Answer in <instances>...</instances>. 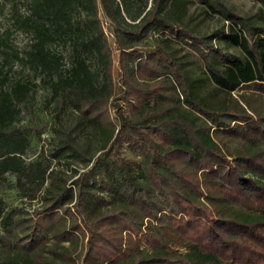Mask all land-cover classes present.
I'll list each match as a JSON object with an SVG mask.
<instances>
[{"label": "trees", "instance_id": "obj_1", "mask_svg": "<svg viewBox=\"0 0 264 264\" xmlns=\"http://www.w3.org/2000/svg\"><path fill=\"white\" fill-rule=\"evenodd\" d=\"M256 1L258 13L246 16L227 0H0V264L70 260L51 240L81 243L83 264H264V0ZM195 5L228 25L197 33ZM207 82L215 87L205 94ZM241 89L242 102L233 95ZM40 90L60 141L31 157L23 120ZM214 132L245 150L227 154ZM124 140H140L144 160L117 171L109 157ZM64 161L84 170L58 169ZM13 190L41 212L15 220L3 197Z\"/></svg>", "mask_w": 264, "mask_h": 264}, {"label": "rangeland", "instance_id": "obj_2", "mask_svg": "<svg viewBox=\"0 0 264 264\" xmlns=\"http://www.w3.org/2000/svg\"><path fill=\"white\" fill-rule=\"evenodd\" d=\"M231 7L236 10L237 13L246 16H252L258 13L260 9V4L256 0H227ZM192 15V26L199 34H210L211 32L223 28L224 25L228 24L222 21L218 16L205 17L204 14L201 13V10L196 5L190 8L189 16ZM103 24L105 26L106 31L110 36V40L112 42V47L114 49V53L116 57L120 55L119 51H116V45L113 43L114 37L111 34V25L107 21L104 14L101 15ZM21 41H25V37L19 38ZM22 43V42H21ZM177 49V56L184 61L186 67L190 70L191 74L194 77L201 76V70L199 68V64L194 62V58L188 55V47L184 43H176L175 45ZM115 76L116 81L120 80V74L118 69V63L116 61L115 64ZM214 85L207 82L204 88V93L207 94L210 91L214 90ZM249 94V92L245 90H238L234 92V97L238 98V100H242V95ZM45 92L39 91L36 94V101L33 104V113L26 115L23 120V125H26L30 128L31 136H32V148L29 152V155L36 156L41 148H54L55 145L60 141V138L57 131L59 129V123L56 122L55 112L52 108H45ZM242 102V101H241ZM122 109L125 115H131V107L127 102H124L122 105ZM75 123V119L71 117L66 122V129H70L72 125ZM63 137V136H62ZM215 140L221 145L224 151L232 156L238 155L245 150L244 143L237 138L230 137L228 135L214 132ZM96 147L99 146V141L96 142ZM141 144L140 140H124L122 142L116 143L113 148L112 153L110 154L109 160L115 161V168L117 171H120V168L124 166L126 162L132 164H142L144 157L139 148ZM99 155V153H96ZM97 157V156H96ZM96 157L93 162L90 163L89 167H93L96 162ZM71 163V162H69ZM68 162H61L60 164H56L58 169H63L64 171H68L70 174L72 172L73 167H78L80 171H83L85 165L80 164L78 161L74 162V165L69 164ZM104 171V167L101 169ZM105 173V171L103 172ZM101 176H96L91 179L92 183H96L97 187H99V181ZM69 181V183H71ZM3 197L5 199L6 209L12 210L15 209L14 219H23L27 220L29 217L33 216L36 213L41 212V203L33 202L29 203L27 200L23 199L22 196L15 190L8 191L3 193ZM49 249L58 252H66L71 256L70 260L64 259H55L56 264H83V257L81 255L82 244L76 243L71 244L70 242H63L57 244L54 240H51L48 244ZM93 264H102L101 262H94Z\"/></svg>", "mask_w": 264, "mask_h": 264}]
</instances>
